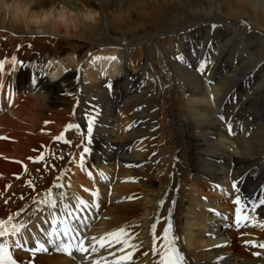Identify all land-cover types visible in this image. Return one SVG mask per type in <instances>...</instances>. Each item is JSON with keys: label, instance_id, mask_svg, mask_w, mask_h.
I'll return each instance as SVG.
<instances>
[{"label": "bare ground", "instance_id": "6f19581e", "mask_svg": "<svg viewBox=\"0 0 264 264\" xmlns=\"http://www.w3.org/2000/svg\"><path fill=\"white\" fill-rule=\"evenodd\" d=\"M30 2L68 23L37 29L0 13L10 49L0 61H17L0 70V219L14 216L24 230L0 242L17 264H117L129 253L125 264H150L174 189L188 264H264V248L245 246L264 242V229L232 223L237 195L258 202L264 189V0ZM50 188L54 202L62 188L86 202L81 213L73 200L66 207L86 247L96 244L81 262L24 250L43 228ZM242 207L264 223V207ZM120 228L135 249L91 240ZM18 240L27 243L15 248Z\"/></svg>", "mask_w": 264, "mask_h": 264}, {"label": "snow or ice", "instance_id": "6c2138e0", "mask_svg": "<svg viewBox=\"0 0 264 264\" xmlns=\"http://www.w3.org/2000/svg\"><path fill=\"white\" fill-rule=\"evenodd\" d=\"M95 60L105 59L109 62L117 60V57H95ZM5 63H10L12 66L17 65V61L15 57L12 58L11 61H0V70L3 69ZM203 68V65H201ZM35 83V81H33ZM107 87L111 88V84L107 85ZM88 126H87V135L90 136L92 132V127L95 122V117L88 115ZM78 129L79 125L69 124L66 126V130ZM83 138V137H82ZM56 140H62L61 137H55ZM67 142V141H65ZM90 142V141H89ZM70 143V142H68ZM79 147V146H78ZM89 149L87 147L83 148V153L88 152ZM83 153L81 154V159H83ZM43 159V156L40 157ZM102 176L103 174L100 173ZM53 187H59V185H53ZM233 188L239 191L238 185L236 183L233 184ZM48 199L43 201L48 204L49 207L55 208L56 204L52 200V188L47 190ZM79 205L87 207L86 202L83 200L78 201ZM234 205H236L235 213H236V226L237 227H260L264 229V223H250L251 218L246 214V210L242 207V204H252L253 207L251 211L255 212L257 208L264 207V189L261 190V198L258 202H253L249 198L245 201L239 194L233 201ZM17 213L16 215H18ZM63 219H56L55 215L53 220L51 221V230H45V235L47 238V243L55 244L57 247V251L63 252L68 256H72L74 252H79L81 254L91 251H96V244H90L88 247L85 246V239L81 238V233L77 230V228L71 224H69V220H78L79 217L75 214L72 209L66 208L65 213H62ZM14 216H9L7 219H0V238L8 236L11 234H16L21 231V227L12 224V220ZM155 229V224L152 226ZM171 223H166L162 232L157 236L153 232V255H158V260L156 264H184V256L176 246V240L178 237L171 236ZM129 237L126 229L120 228L116 231L106 233L104 236L96 238L92 237L91 240L95 241L99 244V247H112L114 245H122L120 251H123L125 247L135 249L137 246L131 244L129 242ZM157 240L162 241L159 245H157ZM27 241H24L23 244H26ZM23 244L18 240L15 243V248H22ZM245 246L251 247H259L264 248V242H256V241H245ZM25 251H31L32 253L47 251L44 244L39 240H36L35 247L32 249H24ZM259 255V253H254ZM147 255V253H145ZM87 258V257H85ZM132 259L131 253L128 255L121 257L120 261H117V264H125V262L130 261ZM0 264H17V262L13 259L12 252L10 251V247L7 241L0 242Z\"/></svg>", "mask_w": 264, "mask_h": 264}, {"label": "clouds", "instance_id": "9594fccd", "mask_svg": "<svg viewBox=\"0 0 264 264\" xmlns=\"http://www.w3.org/2000/svg\"><path fill=\"white\" fill-rule=\"evenodd\" d=\"M0 13L15 23L24 24L26 27L34 26L40 29L51 22L66 25L67 15L55 10L46 13H33L30 0H0Z\"/></svg>", "mask_w": 264, "mask_h": 264}, {"label": "rangeland", "instance_id": "374dc122", "mask_svg": "<svg viewBox=\"0 0 264 264\" xmlns=\"http://www.w3.org/2000/svg\"><path fill=\"white\" fill-rule=\"evenodd\" d=\"M113 36H114V37H120V35L115 34V33L113 34ZM82 43L85 44L84 42H82ZM58 46H59V45H58ZM84 50H85V49L83 48L82 51H81V56L84 54V52H85ZM47 52H48V51H47ZM9 53H10V49H9L8 45L0 41V56H1V55L7 56V55H9ZM1 59H2V58H0V60H1ZM38 131L41 132L40 129H38ZM27 160H28V158H27ZM176 175H178V174L176 173ZM232 216H233V213H232Z\"/></svg>", "mask_w": 264, "mask_h": 264}]
</instances>
